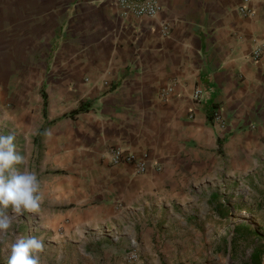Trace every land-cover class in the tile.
Listing matches in <instances>:
<instances>
[{
	"label": "crops",
	"instance_id": "1",
	"mask_svg": "<svg viewBox=\"0 0 264 264\" xmlns=\"http://www.w3.org/2000/svg\"><path fill=\"white\" fill-rule=\"evenodd\" d=\"M159 1L137 19L107 0H0V135L40 181L41 264H227L245 233L244 264H264V58H249L264 0Z\"/></svg>",
	"mask_w": 264,
	"mask_h": 264
},
{
	"label": "clouds",
	"instance_id": "2",
	"mask_svg": "<svg viewBox=\"0 0 264 264\" xmlns=\"http://www.w3.org/2000/svg\"><path fill=\"white\" fill-rule=\"evenodd\" d=\"M15 140V135H0V243L10 235L15 237L8 246L7 264H41L43 238L16 236L12 227L26 213L38 217L43 202L37 173L28 170L26 156L17 150ZM17 165H25L24 171Z\"/></svg>",
	"mask_w": 264,
	"mask_h": 264
},
{
	"label": "built area",
	"instance_id": "3",
	"mask_svg": "<svg viewBox=\"0 0 264 264\" xmlns=\"http://www.w3.org/2000/svg\"><path fill=\"white\" fill-rule=\"evenodd\" d=\"M110 4L119 10L120 16H131L134 18L152 19L161 10L162 5L159 0H107ZM242 14L246 13L244 8H240ZM158 34L161 37H166L169 34V26L165 22L158 24ZM249 58L251 61H259L264 58V44H253L249 51ZM169 89L166 90V92ZM201 91L195 88L192 92V99L197 101L200 97ZM211 120L220 128L223 127V121L219 113H213ZM107 160L110 164L116 165L119 163L131 164L133 173L136 175L143 174L147 168L146 161L142 158H135L132 153L123 151L119 147H111L107 150ZM137 259L136 253L131 250L126 254V260L133 262Z\"/></svg>",
	"mask_w": 264,
	"mask_h": 264
},
{
	"label": "rangeland",
	"instance_id": "4",
	"mask_svg": "<svg viewBox=\"0 0 264 264\" xmlns=\"http://www.w3.org/2000/svg\"><path fill=\"white\" fill-rule=\"evenodd\" d=\"M241 219V215H234L231 214V219ZM244 224L249 226V223L252 222L250 217H242ZM41 223V219L33 214H25L19 218V220H15L13 222V229L15 230L16 236H22V237H29L37 234H32V231L37 228ZM60 224V228H56ZM65 218L60 221V223H55L53 227V231L51 233V230L49 234L51 233V236L53 237V245H55L54 248V257L56 254H64V257L67 258L69 256V249H67V244H65L66 238H65ZM84 232L91 234L93 233L94 236H100V235H107V231L102 228L101 226L98 227H92L89 230H85ZM45 236V235H44ZM243 239L238 243H235L232 251L231 257L226 261L227 264H244L248 260V246L246 237L248 238V235L245 233L243 235ZM15 237L8 236L6 238H3V242L0 243V264H7V259L10 253L9 245L14 242ZM62 242H64L62 244ZM59 243L60 245H63V249L59 250L57 249L56 245ZM191 252V251H190ZM218 252V251H215ZM76 254V251H75ZM54 264H62L61 261H58Z\"/></svg>",
	"mask_w": 264,
	"mask_h": 264
},
{
	"label": "trees",
	"instance_id": "5",
	"mask_svg": "<svg viewBox=\"0 0 264 264\" xmlns=\"http://www.w3.org/2000/svg\"><path fill=\"white\" fill-rule=\"evenodd\" d=\"M82 110H83V106H82V104H79L76 109H74V110H72L71 112L68 113V116H72L73 114H76L77 112H81ZM256 256L257 255H255V254H253V255L251 254L250 255L249 262L251 264H258L257 261H256L257 260Z\"/></svg>",
	"mask_w": 264,
	"mask_h": 264
}]
</instances>
